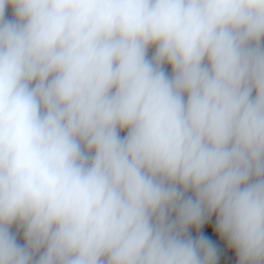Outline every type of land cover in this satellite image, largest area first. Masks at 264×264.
<instances>
[{
	"label": "clouds",
	"instance_id": "clouds-1",
	"mask_svg": "<svg viewBox=\"0 0 264 264\" xmlns=\"http://www.w3.org/2000/svg\"><path fill=\"white\" fill-rule=\"evenodd\" d=\"M213 217L264 264V0H0V264H217Z\"/></svg>",
	"mask_w": 264,
	"mask_h": 264
},
{
	"label": "crops",
	"instance_id": "crops-1",
	"mask_svg": "<svg viewBox=\"0 0 264 264\" xmlns=\"http://www.w3.org/2000/svg\"><path fill=\"white\" fill-rule=\"evenodd\" d=\"M214 224H215V217H213L212 220H210L204 226V228L201 229V231L203 234L210 235L220 250L217 264H237V257L235 255L234 250L228 247L226 241L220 239L218 235L214 234ZM193 235H196L194 229H193Z\"/></svg>",
	"mask_w": 264,
	"mask_h": 264
}]
</instances>
